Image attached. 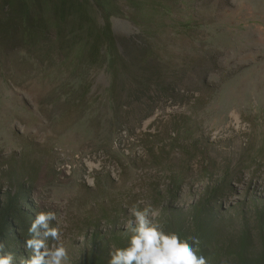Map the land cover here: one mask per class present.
Returning a JSON list of instances; mask_svg holds the SVG:
<instances>
[{
    "label": "rangeland",
    "instance_id": "374dc122",
    "mask_svg": "<svg viewBox=\"0 0 264 264\" xmlns=\"http://www.w3.org/2000/svg\"><path fill=\"white\" fill-rule=\"evenodd\" d=\"M131 1L94 4L123 56L113 75L100 63L72 73L83 43L60 54L46 41L0 44V204L25 190L35 214L54 212L67 264H108L132 207L187 235L199 202L212 210L208 264H237L244 233L256 256L264 0ZM223 181L233 190L216 216L206 200Z\"/></svg>",
    "mask_w": 264,
    "mask_h": 264
},
{
    "label": "trees",
    "instance_id": "16d2710c",
    "mask_svg": "<svg viewBox=\"0 0 264 264\" xmlns=\"http://www.w3.org/2000/svg\"><path fill=\"white\" fill-rule=\"evenodd\" d=\"M95 1L0 0V44L17 42L23 50H34L40 45L39 48L42 50V42L46 41L60 54L65 49L83 43L87 50L72 73L83 71L95 63H100L105 64L110 75H113L119 62L118 58L121 61L123 56L116 50L115 36L112 33L109 19L107 17L102 21L97 19L94 12ZM144 4L146 6L148 1L145 0ZM141 57L140 62L146 61L147 57L144 54ZM225 183L223 181L219 187H214L207 196L206 201L212 203L216 216L220 210L216 209L217 205L219 204V208H222L221 202L233 190L229 183ZM193 208L192 231L187 235L177 233L185 239L193 236L199 237L200 251L205 256L207 242L202 236L209 233L208 237L212 240L214 233L210 221L213 219L208 221V218L202 219V216L211 217L212 210H208L209 205L206 202H199ZM258 213L262 218L264 217L262 209ZM34 216L35 212L29 201V192L25 190H20L13 196H7L0 204V243H3L5 252L14 254L15 264H23L24 259L30 255L24 247V241L29 238L27 230ZM263 227L262 224L259 232L262 241L261 250L256 256L249 250L245 233L239 237L233 248L237 264H264ZM212 255L214 252L210 243L209 254L205 257L209 259Z\"/></svg>",
    "mask_w": 264,
    "mask_h": 264
},
{
    "label": "clouds",
    "instance_id": "9594fccd",
    "mask_svg": "<svg viewBox=\"0 0 264 264\" xmlns=\"http://www.w3.org/2000/svg\"><path fill=\"white\" fill-rule=\"evenodd\" d=\"M129 213L131 218L125 223L127 242L109 252L108 264H208L201 254L199 237L185 239L166 230L155 219L157 214L150 205L132 207ZM27 231L29 238L24 247L30 255L23 264H67L63 226L54 212L35 214ZM0 264H15L14 254L5 252L3 243H0Z\"/></svg>",
    "mask_w": 264,
    "mask_h": 264
}]
</instances>
